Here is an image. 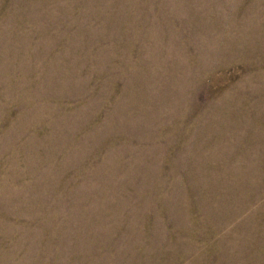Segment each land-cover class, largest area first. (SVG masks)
<instances>
[{
	"label": "rangeland",
	"instance_id": "374dc122",
	"mask_svg": "<svg viewBox=\"0 0 264 264\" xmlns=\"http://www.w3.org/2000/svg\"><path fill=\"white\" fill-rule=\"evenodd\" d=\"M0 264H264V0H0Z\"/></svg>",
	"mask_w": 264,
	"mask_h": 264
}]
</instances>
